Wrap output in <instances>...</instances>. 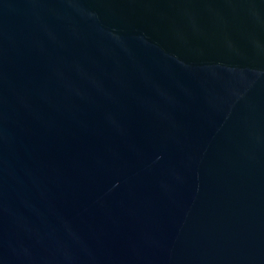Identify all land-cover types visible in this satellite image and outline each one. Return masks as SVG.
Instances as JSON below:
<instances>
[{"label":"water","instance_id":"1","mask_svg":"<svg viewBox=\"0 0 264 264\" xmlns=\"http://www.w3.org/2000/svg\"><path fill=\"white\" fill-rule=\"evenodd\" d=\"M0 264H264V0H0Z\"/></svg>","mask_w":264,"mask_h":264}]
</instances>
